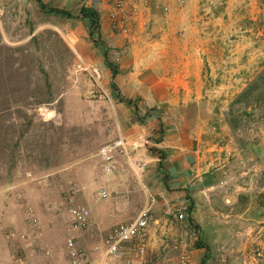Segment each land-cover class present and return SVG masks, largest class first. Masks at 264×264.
I'll return each mask as SVG.
<instances>
[{
  "label": "rangeland",
  "instance_id": "obj_1",
  "mask_svg": "<svg viewBox=\"0 0 264 264\" xmlns=\"http://www.w3.org/2000/svg\"><path fill=\"white\" fill-rule=\"evenodd\" d=\"M123 1L118 29L129 32ZM147 2L152 25L142 35L152 50L169 61L191 51L201 57L217 143L211 166L223 165L224 177L208 201L191 203L193 213L150 207L142 253L131 245L112 264H264V0ZM43 6L0 0V264H65L68 238L88 250L114 226L100 233L91 210L107 218L125 194L118 173L104 174L96 156L119 136L115 89L76 68L73 14ZM77 206L88 216L72 230Z\"/></svg>",
  "mask_w": 264,
  "mask_h": 264
},
{
  "label": "crops",
  "instance_id": "obj_2",
  "mask_svg": "<svg viewBox=\"0 0 264 264\" xmlns=\"http://www.w3.org/2000/svg\"><path fill=\"white\" fill-rule=\"evenodd\" d=\"M40 2L50 13L60 15L56 10H62L73 14L72 35L78 59L99 68L114 85L124 111L119 116V136L138 142L146 140L132 154V159L145 162L143 171L137 174L123 158L119 159L124 172L116 176L121 178L120 191L125 194L116 207L108 210L107 218L91 210L93 226L103 233L117 223L133 219L144 204L153 211L160 206L165 208L163 212L188 209L193 213L191 203L208 201L224 177L223 165L211 166L216 158L210 151L217 143L212 136L213 118L204 108L206 94H202L204 82L198 52L179 53L169 61L166 53L152 50L150 37L142 35L152 25L151 3L147 0H126L129 32L128 26L125 30L112 27L107 0ZM83 8L97 13L98 24L94 28L89 16L81 14ZM174 40L183 42L179 37ZM107 62L115 68L114 75ZM140 188L144 189L142 206L136 204ZM103 219L106 221L99 224Z\"/></svg>",
  "mask_w": 264,
  "mask_h": 264
},
{
  "label": "built area",
  "instance_id": "obj_3",
  "mask_svg": "<svg viewBox=\"0 0 264 264\" xmlns=\"http://www.w3.org/2000/svg\"><path fill=\"white\" fill-rule=\"evenodd\" d=\"M123 6V0H114L112 3L110 16L113 27L116 29L124 26L123 20L120 21L117 16L118 12L123 10ZM125 29L126 26L121 30ZM76 68L86 71L93 81L98 82L100 80L101 72L97 66L79 61ZM145 143L146 140L138 142V140H128L118 136L102 144L96 154L102 172L107 175L123 173L124 168L119 167V159L123 158L133 169V172L141 173L145 167V162L132 159V154L138 145L143 146ZM99 195L100 198H106L108 194L102 190ZM70 213V228L72 230L85 226L88 216V211L85 208L77 206L72 208ZM178 217L182 218V214H179ZM150 219V206H145L133 219L114 225L100 244L88 250L78 246L73 238H68L65 242L67 257L65 264H112L114 260L122 258L126 249L131 245L135 247V254L142 253L144 244L140 240L145 234ZM95 261L96 263H94ZM182 264H185L184 259Z\"/></svg>",
  "mask_w": 264,
  "mask_h": 264
},
{
  "label": "trees",
  "instance_id": "obj_4",
  "mask_svg": "<svg viewBox=\"0 0 264 264\" xmlns=\"http://www.w3.org/2000/svg\"><path fill=\"white\" fill-rule=\"evenodd\" d=\"M39 4L41 5V6H43V4L40 2V0H39ZM57 12H60V13H62V14H64V15H66V16H69V13L68 12H65V11H62V10H56ZM81 14L84 16V15H87V16H89V18H90V21H91V27L92 28H94L95 26H97V24H98V19H97V13L94 11V10H92V9H86V8H83V9H81ZM107 65L109 66V67H111L112 68V71H113V75L115 74V72H116V70H115V68H113L111 65H110V63L109 62H107ZM112 87H114V85L112 84Z\"/></svg>",
  "mask_w": 264,
  "mask_h": 264
}]
</instances>
